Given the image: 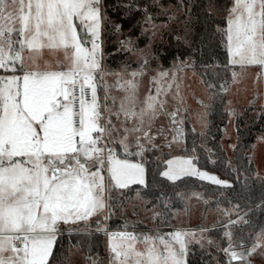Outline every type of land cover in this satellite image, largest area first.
<instances>
[{"label":"snow or ice","instance_id":"1","mask_svg":"<svg viewBox=\"0 0 264 264\" xmlns=\"http://www.w3.org/2000/svg\"><path fill=\"white\" fill-rule=\"evenodd\" d=\"M101 3L0 0V70L11 73L0 75V264H50L60 225L83 221L91 228L90 219L100 213L104 219L97 221L96 230L108 236L110 264H187L188 245L200 242L195 232L187 230L137 235L109 233L103 226L112 214V189L127 187L131 178L145 183L143 166L116 160L115 146L131 155L129 137H134L135 155L142 156L146 144L154 148L151 126L161 114L177 126L172 141L179 143L183 121L178 119V109L166 112L165 101L160 99L172 88L174 73L160 71L152 78L155 95L150 92L144 101L138 100L137 77L144 74L146 57L130 78L117 75L115 86L123 93L119 100L105 85L101 102L98 88L107 74L102 66ZM143 11L144 22L151 24L147 7ZM116 27L119 31L120 26ZM155 27L152 25L153 35ZM217 31L230 65H258L264 74V0H233L226 27ZM130 45L131 39L121 41L122 50L129 53L135 51ZM45 48L62 49L67 66L41 70L36 60ZM26 51L30 67L25 65ZM180 65L187 66L184 61ZM236 76L233 72L234 79ZM196 159L169 160L162 176L173 183L196 177L224 189L233 188L228 181L199 170ZM106 167L107 183L102 175ZM248 203L251 205L250 200ZM222 211L229 217L225 224L228 247L219 249L227 258L226 264L237 258L251 264L248 257L257 253L264 256V225L259 231L244 234L245 228L255 227L252 217L264 212V195L243 215L239 203ZM232 215L237 219L232 220ZM233 227L242 233L238 242ZM205 231L208 229H200V239ZM137 242L143 249H137Z\"/></svg>","mask_w":264,"mask_h":264},{"label":"rangeland","instance_id":"2","mask_svg":"<svg viewBox=\"0 0 264 264\" xmlns=\"http://www.w3.org/2000/svg\"><path fill=\"white\" fill-rule=\"evenodd\" d=\"M153 1L157 2V0ZM232 3L233 0H227V8L224 13L225 18L228 15V9L232 6ZM207 4L210 11L217 12L214 0H207ZM189 10L190 7L184 9L182 6H177L172 3L166 6H161L156 12V14L160 16V19H152L151 24L145 23L141 29L140 41L143 43L137 42V37L131 38L123 32H118L116 38L118 44L117 49L127 53L126 60L120 62L118 67H111L104 61V42L101 27L100 42L102 66L106 70L107 74L100 82L98 95L101 97V102L103 103L102 98L104 96V87L107 85L109 86L110 95L117 97L119 100L123 93L115 86L117 75L125 79L130 78L131 72L140 70L142 59L146 57L148 65L144 69V74L137 77L138 100L141 102L144 101L150 92L155 95L156 85L153 84L152 78L156 77L160 71H167L170 74L174 73L176 80L172 84V88L168 91L166 96L160 97V99L165 101V111L172 112L178 109V119L183 121V124L180 126L182 128L183 136L189 132L190 129L192 131H196L198 135V146L203 151L210 154L211 147L209 140L212 138V135L207 132L210 93L207 86L202 82V79L198 75L196 69L193 67V58L187 57L184 59H175L169 66H162L159 61L158 54L154 50L155 45L158 46L166 43L167 37L171 33H174L176 39L186 41L185 35H188L183 33V28L185 21L189 18ZM152 25L156 26L155 35H153ZM145 29H147V31H145ZM129 39L132 41V45L130 46L135 50L131 53L124 51L121 48V41H127ZM29 55L30 53L27 51L24 53L26 67L32 66V61L28 59ZM180 61H184L187 66L180 65ZM61 64L65 65V67L68 64L62 49L56 51H51L47 48L42 49L36 60V65L41 70L46 68L59 70ZM232 67L231 79L225 91L226 103L224 109L226 117L219 132V143L226 151L230 163L234 165L233 157L234 149L237 144L236 126L238 119L241 118L240 125L242 127H246L256 121L261 115L262 128L255 134L253 141L248 144L244 153L247 155L248 161L253 165L254 175L262 180L264 184V74H261L262 70L258 65L247 66L244 68H241L239 65ZM233 72L237 73L235 79L233 78ZM10 74V72L0 73V75ZM168 83L172 82L168 81ZM200 101H202L203 104H201ZM108 103L111 104V101L109 100ZM205 106L208 107L206 108ZM176 129L177 126H175L172 120L165 114L159 115L151 126V134L155 136L154 143L156 146L153 148L146 144V150L143 152V156L148 157L152 155L156 160L165 161L166 165L162 170V173L168 170L167 161L177 158L187 159L196 156L194 146L187 147L183 138L179 143L172 141V137L175 135ZM134 143V137H129V152L132 153L131 155L138 151V149L134 146ZM169 144H171L170 147L168 146ZM116 147H119L124 153L120 155L116 152V160L128 161L132 164H140L144 168L143 161L131 158L130 155L125 154L124 149L119 145H116L115 149ZM197 168L201 171H206L215 175L222 180L228 181L226 178L214 172L207 171L199 167ZM102 175L105 176L107 183V177L109 175L107 167L102 172ZM133 179L135 178L129 179L127 187L132 184H141L139 182H133ZM143 179L144 181L146 180L145 168ZM193 193H198L200 195L197 197L196 195H193ZM193 193L189 197L186 206L181 209H171L167 201L166 208L171 211L169 221H167L163 215L159 217L155 216V213H161V208L158 204L155 203L151 206H147V199L140 198L138 194H134L132 197H127L125 214L128 216L129 222H127V227H125V223L120 227L131 229L132 232L137 235H156L157 233L167 234L176 230L192 231L197 234V239L200 240V242L197 243L196 241H192L188 245V251L190 246L193 244H196L205 250H209V247L215 245V238L208 231H205L203 239H200V229L222 226L223 235L225 236V224L227 223L229 217L225 215L222 210L231 208V206L216 203L212 198H204L202 193L198 190H195ZM243 212L244 211H241V215H243ZM101 214L104 216L103 213ZM231 219L235 220L237 217L232 215ZM136 223H139V225H135ZM61 225L60 227H63ZM95 227L97 228V224ZM104 227L108 228L107 226ZM234 228L235 227L232 229L233 232ZM85 230H88V228L84 227L81 231ZM102 233L104 234V249L100 254H98L97 264H110L108 237H106L105 232ZM209 241L212 243H209ZM136 247L138 250H141L144 245L137 242ZM227 247L228 242L223 248ZM91 254L82 251L78 245H73L69 250V259L66 264H91ZM216 258L217 255H214V259ZM249 259L251 264H264V256H261L258 253L250 256ZM226 260L227 258L225 257V261Z\"/></svg>","mask_w":264,"mask_h":264},{"label":"trees","instance_id":"3","mask_svg":"<svg viewBox=\"0 0 264 264\" xmlns=\"http://www.w3.org/2000/svg\"><path fill=\"white\" fill-rule=\"evenodd\" d=\"M217 12L208 9L207 0H102V37L104 61L111 67H118L120 62L126 60L127 53L117 49L116 41L118 32H123L131 38L137 37V42L143 43L141 29L145 25V13H148L153 20L160 19L156 12L161 6L170 3L182 6L184 9L190 7L189 18L184 23L183 33L186 41L176 39L174 33L167 37L166 43L155 45L154 50L158 54L162 66H169L175 59L193 58V67L196 69L202 82L207 86L210 97L207 132L212 135L209 140L211 153L203 151L197 144L198 135L191 129L182 138L187 147L194 146L196 151L197 167L214 172L226 178L232 189H224L206 180H199L196 177H184L173 183L164 176L162 170L165 168V161L156 160L152 155L148 157L130 155L131 158L140 159L144 163L146 180L144 184H132L126 188L112 189L111 216L104 221L108 228H121L125 222H129L125 214L127 197L138 194L140 198L147 199L146 205L158 204L164 218L169 221L170 210L166 208L165 201H168L171 209H181L187 204L191 194L198 190L204 198H212L214 202L232 206L239 203L241 211H247L249 206L255 207L256 203L264 195L263 181L254 175L251 162L244 153L248 144L253 141L255 134L262 128V116L260 115L252 124L242 127L241 118L237 121V144L234 149V165L228 160L226 151L219 143V132L225 122L226 88L230 82L232 65L229 64L227 51L222 43V35L218 28H225L226 18L224 13L227 8V0H214ZM131 5V7H125ZM140 10H137V9ZM162 18V17H161ZM117 25L120 30L117 31ZM0 73H4L0 70ZM209 85H214L210 88ZM223 86V88H222ZM247 113V112H246ZM116 152L124 154L119 147ZM247 185V187H245ZM251 201L249 205L248 201ZM231 201V204L229 203ZM252 219L255 221L254 229L245 228L244 234L250 231H258L264 225V212L256 213ZM103 220V218H101ZM92 222L91 228L85 231H68L61 229L57 237L53 256L50 264H66L69 259V250L73 245H78L82 251L87 253L100 254L103 249L104 234L98 232ZM135 225H139L136 223ZM214 236L215 245L205 250L193 244L190 246L186 257L187 264H225V257L219 250L227 241L223 235L222 226H214L208 229ZM234 239L239 240L241 232L239 227L234 228ZM214 255L217 258L214 259Z\"/></svg>","mask_w":264,"mask_h":264},{"label":"crops","instance_id":"4","mask_svg":"<svg viewBox=\"0 0 264 264\" xmlns=\"http://www.w3.org/2000/svg\"><path fill=\"white\" fill-rule=\"evenodd\" d=\"M101 218L104 219V216H102L101 213L97 214L90 219L89 223L92 224V222H95L97 224V221L101 220ZM96 224H95V226H96ZM61 226H63V227H60V231H61V229H65L68 231H79V230H82V228L86 227L85 222H83V221H80L76 224H69V225L62 224ZM103 226H105V225H103Z\"/></svg>","mask_w":264,"mask_h":264},{"label":"water","instance_id":"5","mask_svg":"<svg viewBox=\"0 0 264 264\" xmlns=\"http://www.w3.org/2000/svg\"><path fill=\"white\" fill-rule=\"evenodd\" d=\"M237 251H240V249H237ZM90 259H91V264H93V260L97 261L98 255L96 253H92L90 256ZM248 259H249V257H248ZM233 264H244V262L239 260V258H237L236 260L233 261Z\"/></svg>","mask_w":264,"mask_h":264},{"label":"built area","instance_id":"6","mask_svg":"<svg viewBox=\"0 0 264 264\" xmlns=\"http://www.w3.org/2000/svg\"><path fill=\"white\" fill-rule=\"evenodd\" d=\"M107 231H108L109 233H111V232H120V231H128V232H132L131 229H125V228H107ZM105 235H106V234H105ZM106 237H108V236L106 235Z\"/></svg>","mask_w":264,"mask_h":264}]
</instances>
